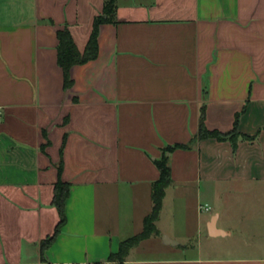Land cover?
<instances>
[{
	"label": "crops",
	"instance_id": "crops-1",
	"mask_svg": "<svg viewBox=\"0 0 264 264\" xmlns=\"http://www.w3.org/2000/svg\"><path fill=\"white\" fill-rule=\"evenodd\" d=\"M105 0H0V264H264V0H117L65 89L57 32L84 51ZM209 129L256 137L199 138ZM169 154L155 256L133 247ZM66 222L54 233L59 180ZM208 207V208H206ZM167 236L169 243L165 242ZM175 242L177 244H172Z\"/></svg>",
	"mask_w": 264,
	"mask_h": 264
},
{
	"label": "trees",
	"instance_id": "trees-1",
	"mask_svg": "<svg viewBox=\"0 0 264 264\" xmlns=\"http://www.w3.org/2000/svg\"><path fill=\"white\" fill-rule=\"evenodd\" d=\"M117 0H105L103 11L94 19L93 30L89 41L84 51H81L72 35L70 27L65 25L57 32L58 43V63L64 72V86L68 89L73 86L74 80L71 75V69L77 64L86 63L97 58L99 54V30L102 23L115 22ZM240 114L237 115L235 126L228 132H222L217 129H209L206 124V108L203 104L200 114V128L198 135L194 136L192 142H196L199 138L215 137L219 140H230L236 148L240 139L254 140L256 137L248 136L239 132L238 126ZM190 147V144L177 143L169 145L163 149L161 158L156 159L157 166L160 170V177L153 182L152 186V201L153 207L151 212L145 217L143 230L123 241H121L119 249L109 255L108 262H123L127 259L131 249L139 245L143 240L158 235L159 230L156 222L160 217L163 206V200L166 194V189L172 183L171 165L169 154L176 148ZM55 195L53 203L57 206L60 213V221L57 224L53 234L47 236L41 241L42 259L47 261L45 252L55 242L62 226L66 222L65 204L69 196V184L61 179L56 183ZM52 264V263H49ZM95 264H107L97 262Z\"/></svg>",
	"mask_w": 264,
	"mask_h": 264
},
{
	"label": "rangeland",
	"instance_id": "rangeland-1",
	"mask_svg": "<svg viewBox=\"0 0 264 264\" xmlns=\"http://www.w3.org/2000/svg\"><path fill=\"white\" fill-rule=\"evenodd\" d=\"M138 248V253L141 256H155L161 254L160 252L156 251V245L153 240L143 241Z\"/></svg>",
	"mask_w": 264,
	"mask_h": 264
},
{
	"label": "water",
	"instance_id": "water-1",
	"mask_svg": "<svg viewBox=\"0 0 264 264\" xmlns=\"http://www.w3.org/2000/svg\"><path fill=\"white\" fill-rule=\"evenodd\" d=\"M164 239H165V242L166 243H169V241L168 240H166L167 239V236L166 237H164ZM172 244H177V243H175V242H171Z\"/></svg>",
	"mask_w": 264,
	"mask_h": 264
},
{
	"label": "built area",
	"instance_id": "built-area-1",
	"mask_svg": "<svg viewBox=\"0 0 264 264\" xmlns=\"http://www.w3.org/2000/svg\"><path fill=\"white\" fill-rule=\"evenodd\" d=\"M206 208H208V207H206Z\"/></svg>",
	"mask_w": 264,
	"mask_h": 264
}]
</instances>
